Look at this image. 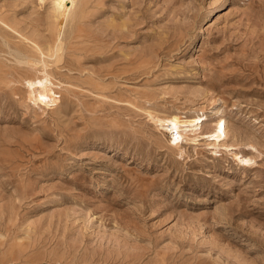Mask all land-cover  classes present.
Segmentation results:
<instances>
[{
    "label": "rangeland",
    "instance_id": "1",
    "mask_svg": "<svg viewBox=\"0 0 264 264\" xmlns=\"http://www.w3.org/2000/svg\"><path fill=\"white\" fill-rule=\"evenodd\" d=\"M57 16L0 0V264H264V0Z\"/></svg>",
    "mask_w": 264,
    "mask_h": 264
},
{
    "label": "bare ground",
    "instance_id": "2",
    "mask_svg": "<svg viewBox=\"0 0 264 264\" xmlns=\"http://www.w3.org/2000/svg\"><path fill=\"white\" fill-rule=\"evenodd\" d=\"M52 1H53V5H54V10L58 14V16H57V22H58V25H57V40H58V45H57L56 48H59L60 44H61L60 43L61 42L60 35H61V30L64 27L62 24H63L64 18H65V14H66V12H68L70 10L72 5L74 4V0H52ZM56 50H58V49H56ZM19 61H21V60H19ZM22 61L25 62L24 59ZM31 62H33V61H29V63H31ZM37 62L39 64H41L42 66H46V64H47V63L45 64L42 60H39ZM31 65H33V63ZM34 65H36V64H34ZM41 79H42V77H40L38 79V81L29 80L27 82V88H28V90L31 93L30 97L32 98V100H34V102L38 98V99H41L43 101V103L46 104V105H54L55 104L54 103L55 99L47 92V90L44 89L42 86H40L41 89L38 88L39 86L36 87L35 84L39 83V81ZM46 85H48V84H46ZM36 91H37V93H35ZM200 117H201V115H197V116H191V117L186 118V119H182V118H180V116H166V117H163V119L157 120V123L159 124L158 126L161 129L168 130L171 133L170 144L172 146H174L175 148H178L182 138H187L188 140L189 139L192 140V138L195 137V136L187 135L186 130L188 131L189 129H192L197 124L198 119ZM212 133H213V137H215V140L213 141L212 144H216L217 139H218V138L216 139V137L219 135L220 129L216 128V129H214L212 131Z\"/></svg>",
    "mask_w": 264,
    "mask_h": 264
}]
</instances>
